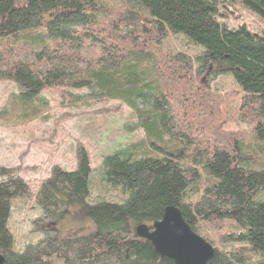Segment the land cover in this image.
Returning a JSON list of instances; mask_svg holds the SVG:
<instances>
[{
    "label": "trees",
    "instance_id": "1",
    "mask_svg": "<svg viewBox=\"0 0 264 264\" xmlns=\"http://www.w3.org/2000/svg\"><path fill=\"white\" fill-rule=\"evenodd\" d=\"M226 5L264 21V0H0V82L15 85L16 103L84 91L68 93L70 105L117 103L134 120L124 131L141 132L99 166L120 203L92 196L83 147L74 170L54 166L35 203L57 228H37L40 239L22 250L8 223L28 188L19 169L8 171L2 264H174L135 235L167 207L211 245L212 264H264V34L219 21ZM169 36L188 52L165 49ZM219 76L237 87L234 113L248 132L224 130L209 91Z\"/></svg>",
    "mask_w": 264,
    "mask_h": 264
},
{
    "label": "rangeland",
    "instance_id": "2",
    "mask_svg": "<svg viewBox=\"0 0 264 264\" xmlns=\"http://www.w3.org/2000/svg\"><path fill=\"white\" fill-rule=\"evenodd\" d=\"M221 15L218 20L230 28L245 27L251 33L264 34V21L240 6L226 5ZM166 39L164 48L170 52H188L181 38L169 36ZM209 91L220 98L219 111L224 130L248 132L246 124L239 121L234 113L240 94L233 81L228 76L209 80ZM18 93L13 83L0 82V182L7 179L8 171L16 168L19 174L16 173L14 178L24 182L28 188L25 198L13 200L8 223L18 250H22L28 242L40 239L37 228L41 231L46 225L48 229L57 228L39 217L40 211L35 203L37 190L50 177L54 166L66 171L74 170L77 147H83L92 168L89 177L92 196L120 203L118 193L108 189L107 184H102L99 166L103 156L118 146L137 141L141 132L124 131L134 120L130 111L117 103L93 108L70 105L68 93L84 91L48 89L29 107L15 102L13 96ZM114 107H117L116 111ZM5 173L6 176H3ZM38 219L39 224L36 223ZM66 232L63 230L62 233Z\"/></svg>",
    "mask_w": 264,
    "mask_h": 264
},
{
    "label": "water",
    "instance_id": "3",
    "mask_svg": "<svg viewBox=\"0 0 264 264\" xmlns=\"http://www.w3.org/2000/svg\"><path fill=\"white\" fill-rule=\"evenodd\" d=\"M135 235L174 264H212L213 248L190 229L174 207H167L161 219L152 225L138 226ZM2 262L0 255V264Z\"/></svg>",
    "mask_w": 264,
    "mask_h": 264
},
{
    "label": "bare ground",
    "instance_id": "4",
    "mask_svg": "<svg viewBox=\"0 0 264 264\" xmlns=\"http://www.w3.org/2000/svg\"><path fill=\"white\" fill-rule=\"evenodd\" d=\"M141 226V225H140ZM147 226V225H146ZM140 239V238H139ZM143 240V239H142ZM146 241V240H145ZM210 245V244H209ZM152 246V245H151ZM211 246V245H210Z\"/></svg>",
    "mask_w": 264,
    "mask_h": 264
}]
</instances>
